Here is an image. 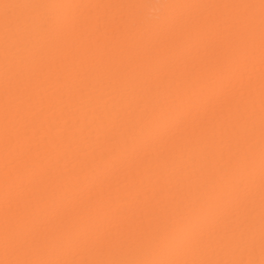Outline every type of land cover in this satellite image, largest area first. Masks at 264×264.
Instances as JSON below:
<instances>
[{
  "label": "bare ground",
  "instance_id": "obj_1",
  "mask_svg": "<svg viewBox=\"0 0 264 264\" xmlns=\"http://www.w3.org/2000/svg\"><path fill=\"white\" fill-rule=\"evenodd\" d=\"M262 2L0 0V264H264Z\"/></svg>",
  "mask_w": 264,
  "mask_h": 264
},
{
  "label": "snow or ice",
  "instance_id": "obj_2",
  "mask_svg": "<svg viewBox=\"0 0 264 264\" xmlns=\"http://www.w3.org/2000/svg\"><path fill=\"white\" fill-rule=\"evenodd\" d=\"M262 7H264V2H262ZM137 119L139 120V125H133L129 129L130 134L136 137L140 142L150 141L154 135H156L159 130L165 127L172 119L173 113L171 111H159L158 113H153L151 106H145L138 114ZM183 242V235L177 234L174 243ZM9 264H34L32 261H14L9 262ZM98 264H103V262H98ZM158 264H215L211 261H161ZM225 264H231V262H225Z\"/></svg>",
  "mask_w": 264,
  "mask_h": 264
}]
</instances>
